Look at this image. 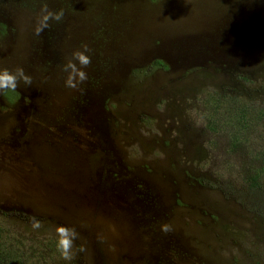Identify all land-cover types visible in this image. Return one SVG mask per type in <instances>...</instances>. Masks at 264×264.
Listing matches in <instances>:
<instances>
[{
	"label": "rangeland",
	"instance_id": "rangeland-1",
	"mask_svg": "<svg viewBox=\"0 0 264 264\" xmlns=\"http://www.w3.org/2000/svg\"><path fill=\"white\" fill-rule=\"evenodd\" d=\"M44 4L64 18L36 35ZM17 67L33 82L0 92V264H264V0H0ZM58 224L87 249L71 262Z\"/></svg>",
	"mask_w": 264,
	"mask_h": 264
},
{
	"label": "clouds",
	"instance_id": "clouds-1",
	"mask_svg": "<svg viewBox=\"0 0 264 264\" xmlns=\"http://www.w3.org/2000/svg\"><path fill=\"white\" fill-rule=\"evenodd\" d=\"M64 18V10H50L47 4L42 5L40 15L35 26V34L40 35L45 29L49 28L50 21L61 22ZM90 49L84 45L82 49L73 51L71 58L63 66V71L67 73L65 87L72 90H80L82 85L88 79L84 70L91 64ZM32 77L25 73L22 67H17L14 71L7 68H0V92H15L17 87L23 83L24 86L32 85ZM31 227L33 230H40L44 227L43 222L35 216L31 218ZM161 231L165 234L172 232L173 226L170 223H163L160 226ZM115 231V229H112ZM56 236V247L63 260L71 262L74 260L77 252H86L84 245L75 247V241L78 237L77 231L64 224H58L54 227ZM97 239L103 242L104 237L98 235Z\"/></svg>",
	"mask_w": 264,
	"mask_h": 264
},
{
	"label": "trees",
	"instance_id": "trees-1",
	"mask_svg": "<svg viewBox=\"0 0 264 264\" xmlns=\"http://www.w3.org/2000/svg\"><path fill=\"white\" fill-rule=\"evenodd\" d=\"M157 64H158V65H162V62L157 61ZM251 184H252L254 187H256V188H260V189H261V183L257 180L256 177H254V178L252 179Z\"/></svg>",
	"mask_w": 264,
	"mask_h": 264
}]
</instances>
